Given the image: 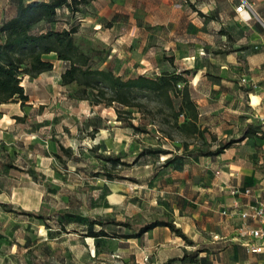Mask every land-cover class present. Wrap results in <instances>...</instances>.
Listing matches in <instances>:
<instances>
[{
	"label": "rangeland",
	"instance_id": "rangeland-1",
	"mask_svg": "<svg viewBox=\"0 0 264 264\" xmlns=\"http://www.w3.org/2000/svg\"><path fill=\"white\" fill-rule=\"evenodd\" d=\"M106 1L89 10L83 8V15L73 18L63 8L58 21L49 27L41 24L40 28L62 30L77 25V42L95 67L110 69L124 79L139 75L156 78L164 71L186 67L176 51L189 48L199 29L197 24L174 21L166 12L168 5H161L162 0ZM112 26L111 34L103 33ZM63 71L57 66L39 76L45 84L34 108L40 120L27 126L28 149L23 146L18 163L30 173L16 170L13 181L5 183L10 190L9 203L16 211L37 212L51 216V220L45 224L0 208V264L147 263L139 240L89 236L96 218L196 222L205 228L204 235L211 237L221 220L217 201L223 193L220 188L230 184L229 165L248 151L254 159L264 154V133L251 124L248 129L257 135L249 137L245 145L242 136L234 135L232 140L239 144H234L224 157L180 158L165 166L169 156L140 157V153L147 147H161L182 155L184 146L178 136L172 141L158 124L151 125V115L147 118L137 109L126 110L133 112L134 124L146 125L149 133L118 122L115 108L73 98L77 87L61 84ZM40 81L25 76L23 84L30 91ZM149 108L154 105L150 103ZM215 136L217 142L206 135L207 143L214 148L224 143L221 135ZM191 143L198 144L194 140ZM61 146L71 149L74 157L65 155ZM109 158H120L127 165L105 160ZM240 160L235 166L264 169V163L257 160ZM105 164L123 178L107 179L100 171ZM57 211L65 213L66 231L54 216ZM94 229L98 231L99 227ZM107 230L112 234L132 233L114 226Z\"/></svg>",
	"mask_w": 264,
	"mask_h": 264
},
{
	"label": "crops",
	"instance_id": "crops-1",
	"mask_svg": "<svg viewBox=\"0 0 264 264\" xmlns=\"http://www.w3.org/2000/svg\"><path fill=\"white\" fill-rule=\"evenodd\" d=\"M52 1L0 0V25L13 20L24 5ZM245 1L253 5L255 14L248 10L237 12L241 0H162L161 4L168 5L166 12L174 21L193 22L199 28L195 30L197 32L189 48L178 49L176 54L181 64L186 65L181 70L193 71L189 81L193 98L199 107V124L207 128L209 133L221 135L224 142L232 140L234 135L237 138L242 136L243 139L251 124L264 133V0ZM100 2L107 1L94 0L85 9L89 10L90 6ZM105 30L103 33L111 34L114 27ZM219 50L223 53L217 54ZM55 56L51 54L46 58L54 62V68L60 66L65 70L66 63L57 60ZM40 80L37 77L33 81ZM41 81L30 91L23 84L30 99L26 107L22 108L20 103H10L1 108L0 208L4 204H11L8 200L10 190L5 183L13 181L14 172L26 170L30 173L29 168L25 169L18 163L24 153L23 146L28 144L25 132L27 126L36 122V119L40 120L39 112L34 108L36 102H39L37 94L45 87ZM17 117L24 118V121L17 120ZM228 130L230 135L224 134ZM248 139L244 138L242 145ZM229 149L219 157L230 153L232 149ZM248 152L239 154L238 159L229 165L230 171L234 172L227 176L230 184L220 188L223 193L217 202L220 203L221 220L216 223L211 237L207 238L203 233L205 228L199 223L197 226L196 222L178 224L174 221L194 241L193 246L187 245L169 228H155L139 238H132L143 245L142 256L143 260H147L146 264H164L170 260H174L173 264H264L262 256L249 255L245 250L240 237L245 225L243 220L222 215L223 210H233L236 201L242 206L264 201V169L235 166V163H241L240 157L247 160V163L253 160L264 163V154L254 159L253 154ZM233 186L241 191L250 190L252 196L235 198L231 194ZM199 250L204 252H199L195 262L182 260L185 253L195 254Z\"/></svg>",
	"mask_w": 264,
	"mask_h": 264
},
{
	"label": "trees",
	"instance_id": "trees-1",
	"mask_svg": "<svg viewBox=\"0 0 264 264\" xmlns=\"http://www.w3.org/2000/svg\"><path fill=\"white\" fill-rule=\"evenodd\" d=\"M94 0H53L49 3L35 2L22 6L17 16L0 25V112L5 104L20 103L21 107L27 106L30 101L23 85L24 77L34 80L43 73L54 70V62L46 58L48 55H56L57 60L66 63V69L61 74L63 86L76 85L73 98L79 101H87L90 105H105L115 108L117 121L127 123L138 132L149 133L146 125H135L133 112L126 109H137L143 115L151 117V125H159L169 139L175 141V136L181 139L184 146L182 155H176L171 150L161 147H147L140 153L144 156H169L165 160V166L177 162L180 158L193 157H217L225 153L238 140H230L218 144L215 148L207 143L206 135L209 134L213 142L217 137L209 133L207 128L199 124V107L193 98L189 76L192 70L164 71L159 77L152 78L146 75L124 79L117 76L110 69H100L89 54L83 51L77 42L78 26L54 30L47 28L59 19V10L65 8L71 14V18L83 13V8ZM195 9V7H192ZM201 16H204L199 12ZM44 24L46 28H40ZM223 51H217L221 54ZM152 103L154 108H149ZM149 118V117H147ZM24 121V118H16ZM256 131L248 130L245 137L256 136ZM243 138V139H244ZM241 139V140H243ZM191 140L197 141L194 145ZM60 150L68 157H74L71 149L63 146ZM58 159L62 156L56 154ZM126 166L127 163L120 158L105 159ZM101 173L107 179L123 178L115 175L107 164L102 165ZM6 212H15L26 215L48 224L51 216L37 212L16 211L12 205L4 204ZM54 216L59 219L61 227L66 231L65 213L57 211ZM95 226L99 230L94 229ZM108 226H114L121 230H130L131 234L115 232L110 233ZM89 236L94 238H139L147 232L158 227L169 228L176 236L182 238L187 245L193 246L194 241L179 228L174 221L168 218H159L140 222L136 217L127 220L96 218L91 222ZM199 250L195 254L185 253L183 261H196ZM170 260L164 264H173Z\"/></svg>",
	"mask_w": 264,
	"mask_h": 264
},
{
	"label": "built area",
	"instance_id": "built-area-1",
	"mask_svg": "<svg viewBox=\"0 0 264 264\" xmlns=\"http://www.w3.org/2000/svg\"><path fill=\"white\" fill-rule=\"evenodd\" d=\"M244 10L255 14L253 5L245 0H241L240 6L236 11L241 13ZM232 196L251 197L250 190L241 191L238 187L231 188ZM223 216L238 217L243 220L244 228L240 232L243 245L249 255H259L264 258V201H256L241 205L238 201L235 202L233 210H223Z\"/></svg>",
	"mask_w": 264,
	"mask_h": 264
}]
</instances>
